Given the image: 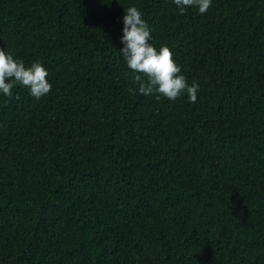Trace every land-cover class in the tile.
I'll list each match as a JSON object with an SVG mask.
<instances>
[{"label":"trees","instance_id":"16d2710c","mask_svg":"<svg viewBox=\"0 0 264 264\" xmlns=\"http://www.w3.org/2000/svg\"><path fill=\"white\" fill-rule=\"evenodd\" d=\"M132 6L195 103L129 92ZM0 49L52 85L0 93V264H264V0H0Z\"/></svg>","mask_w":264,"mask_h":264},{"label":"clouds","instance_id":"9594fccd","mask_svg":"<svg viewBox=\"0 0 264 264\" xmlns=\"http://www.w3.org/2000/svg\"><path fill=\"white\" fill-rule=\"evenodd\" d=\"M173 3L182 15L189 8L198 9L202 15L211 6V0H173ZM150 40L151 29L142 19L141 11L135 6L129 7L123 17L121 38V55L126 60L135 85L129 88V92L135 93L138 89L144 96L154 95L157 99L164 97L170 101L186 94L189 102L195 103L199 85L196 82L191 85L187 83L167 46L157 51L149 43ZM48 75L40 62H33L26 67L23 60L0 49V93L4 97L11 99L13 89L20 86L27 88L30 95L39 100L51 91L52 85L46 79Z\"/></svg>","mask_w":264,"mask_h":264}]
</instances>
